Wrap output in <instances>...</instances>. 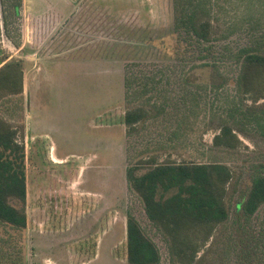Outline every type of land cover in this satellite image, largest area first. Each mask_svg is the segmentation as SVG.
Segmentation results:
<instances>
[{"label": "rangeland", "instance_id": "obj_1", "mask_svg": "<svg viewBox=\"0 0 264 264\" xmlns=\"http://www.w3.org/2000/svg\"><path fill=\"white\" fill-rule=\"evenodd\" d=\"M29 1L44 13L60 16L67 11V0ZM22 2L0 0V60L16 59L24 66V48L17 51L23 43ZM74 3L82 15L67 21L69 30L61 32L68 46L78 45L72 31L82 30L83 59H63L59 68H51L59 78L58 91L48 75L46 83L54 87H45L52 97L33 104L37 139L32 147L26 139L25 93L0 98V115L19 131L25 145L26 201L11 198V203L24 207L27 217L25 228L0 221V264H108L109 253L116 264H128L129 214L156 243L158 264H171L165 238L126 180L129 164L152 159L231 165L235 190L228 196L230 216L217 227L210 259L212 264H264V204L251 218L242 213L252 177L264 173V137L254 134L250 140L240 135L242 143L235 149L213 145L217 116L240 103L235 54L250 41L248 18L254 21L253 41L264 40L259 37L264 34V0H220L223 22L235 20L240 27L214 42L208 60L228 77L218 89L209 86L211 65L189 63V47L184 51L188 61L176 63L173 0ZM196 50L205 54L202 47ZM191 72L194 81H189ZM125 74L131 81L127 97ZM150 104L161 113L156 115ZM128 105L150 108V117L130 137L125 124ZM212 114L216 117L210 121ZM50 145L67 160L52 161ZM102 237L107 238L104 250L99 246ZM100 253L103 260L97 261ZM66 255L72 260L63 261Z\"/></svg>", "mask_w": 264, "mask_h": 264}, {"label": "trees", "instance_id": "obj_2", "mask_svg": "<svg viewBox=\"0 0 264 264\" xmlns=\"http://www.w3.org/2000/svg\"><path fill=\"white\" fill-rule=\"evenodd\" d=\"M224 9L220 0H173V29L178 35L173 46L176 63L188 61L184 51L189 47V63L193 67L211 65L209 86L212 89L221 88L228 81L214 62L208 60L212 57L214 42L228 38L240 27L235 20L223 22L221 13ZM246 23L250 41L235 54L239 63L235 82L240 103L227 114L217 116L220 122L213 145L223 149L237 148L242 143L240 135L250 140L254 134L264 137V34L255 43L251 38L255 31L254 21L248 18ZM196 47H202L205 54H196ZM6 60H0V98L24 96L23 63L16 59ZM3 61L6 62L1 65ZM195 79V73L191 72L189 81ZM130 84V74H125L126 97ZM246 96L250 103L246 102ZM156 107V104H150L158 115L161 111ZM150 108L127 106V137L150 117ZM212 115L210 121L216 117V114ZM19 136V131L0 115V221L25 228L27 217L24 207L18 208L11 203V198H17L23 204L26 201V154ZM233 178V167L217 161L157 162L152 159L129 164L126 168L128 187L139 196L147 217L165 238L171 264H212L214 260L210 255L217 227L227 222L230 216L228 196L235 190ZM173 189L175 191L167 195ZM262 204L264 173L257 172L242 202V213L251 218ZM211 239L213 241L207 247ZM160 260L156 243L145 234L138 219L129 214L128 264H158Z\"/></svg>", "mask_w": 264, "mask_h": 264}, {"label": "crops", "instance_id": "obj_3", "mask_svg": "<svg viewBox=\"0 0 264 264\" xmlns=\"http://www.w3.org/2000/svg\"><path fill=\"white\" fill-rule=\"evenodd\" d=\"M40 1L42 2V0ZM67 1V11L65 14L62 13L60 16L44 13L42 9L39 10L37 7L34 8L35 4H29V0H23L22 2L23 12L21 25L24 28L22 36L23 43L19 45L17 51L24 48V93L27 113L26 139L31 142V147L32 143L37 139L35 138L34 131L32 130L33 122L35 118H37L35 116L36 112L33 109V104L35 101H44L48 100L47 98L52 97L48 94L45 86L50 88L55 86L58 91L57 86L59 84V78L56 74L51 72V68H59L63 59H69L73 62H75L74 60L80 61L83 59L81 53L85 48L79 44L83 35L82 30L74 29L72 31L73 34H75V37H78V45L71 43L68 46L66 45V36H64V33L61 32L63 29L69 30L67 21H70L71 18L77 19L82 15L80 14V9L77 8L78 5L76 6V3H74V0ZM74 41L75 40H73V42ZM5 62L6 61H3L1 65ZM48 75L52 76L51 82L54 86H49L46 83V81L50 80ZM49 149L52 161H56L60 164L67 160V156L58 157L56 155V148L53 147V145H50ZM106 239L102 238L99 241L100 249H105ZM102 253L98 255L99 257L97 261L103 260ZM70 257L71 256L66 255L65 258H63V261L72 260ZM108 258V264H116L115 262H117V260H115L110 253Z\"/></svg>", "mask_w": 264, "mask_h": 264}, {"label": "flooded vegetation", "instance_id": "obj_4", "mask_svg": "<svg viewBox=\"0 0 264 264\" xmlns=\"http://www.w3.org/2000/svg\"><path fill=\"white\" fill-rule=\"evenodd\" d=\"M104 209H107L106 207H104ZM103 238V237H102ZM107 252H109V250L107 251Z\"/></svg>", "mask_w": 264, "mask_h": 264}]
</instances>
